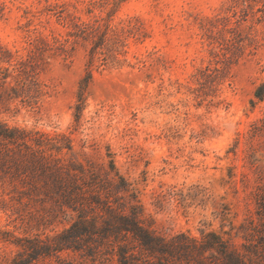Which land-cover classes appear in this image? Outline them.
<instances>
[{
    "label": "rangeland",
    "instance_id": "374dc122",
    "mask_svg": "<svg viewBox=\"0 0 264 264\" xmlns=\"http://www.w3.org/2000/svg\"><path fill=\"white\" fill-rule=\"evenodd\" d=\"M0 47V121L34 149L68 166L111 156L159 234L216 232L264 264V0H0ZM52 205L0 176V264L69 226Z\"/></svg>",
    "mask_w": 264,
    "mask_h": 264
},
{
    "label": "trees",
    "instance_id": "16d2710c",
    "mask_svg": "<svg viewBox=\"0 0 264 264\" xmlns=\"http://www.w3.org/2000/svg\"><path fill=\"white\" fill-rule=\"evenodd\" d=\"M97 47L91 48L87 74L80 84L79 111L93 81ZM11 57L5 51L0 60L11 62ZM19 97L16 94L11 99ZM255 97L264 99L263 86ZM28 137L26 131L0 121V174L19 179L36 191L43 189L58 215L74 217L52 240L44 243L37 237L26 248L27 258L12 264H50L46 259L64 251L85 252L101 264H115L109 254L117 257V264H255L216 232L203 233L201 238L159 234L111 156L105 163L68 166L34 149Z\"/></svg>",
    "mask_w": 264,
    "mask_h": 264
}]
</instances>
